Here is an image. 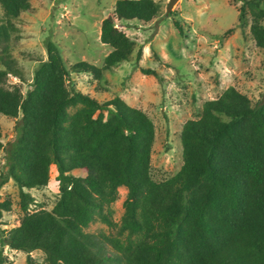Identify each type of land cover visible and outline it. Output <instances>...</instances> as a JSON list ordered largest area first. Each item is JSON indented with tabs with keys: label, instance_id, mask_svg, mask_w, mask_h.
I'll return each mask as SVG.
<instances>
[{
	"label": "trees",
	"instance_id": "1",
	"mask_svg": "<svg viewBox=\"0 0 264 264\" xmlns=\"http://www.w3.org/2000/svg\"><path fill=\"white\" fill-rule=\"evenodd\" d=\"M0 6V114L16 120L14 139L0 141L6 159L0 187L16 182L23 211L18 225L1 230V243L25 253L39 249L48 264H264V94L253 103L229 86L203 102L200 115L182 125L179 170L156 181L152 120L119 96L100 102L70 86L71 70L53 41H46L47 58L25 93L7 81L21 79L9 41L12 19L30 3ZM158 12L154 0H116L100 25L99 40L111 48L102 67L79 61L72 71L100 79L128 60L134 42L114 19L148 22ZM238 17L264 51V0H243ZM51 166L59 197L50 210L31 211L35 199L22 189L45 186ZM121 186L127 195L117 223L110 206ZM10 207L9 199L0 201V219ZM96 216L116 235L85 232ZM26 264H35L29 255Z\"/></svg>",
	"mask_w": 264,
	"mask_h": 264
},
{
	"label": "rangeland",
	"instance_id": "2",
	"mask_svg": "<svg viewBox=\"0 0 264 264\" xmlns=\"http://www.w3.org/2000/svg\"><path fill=\"white\" fill-rule=\"evenodd\" d=\"M159 6L156 17L148 22L119 21L134 42L128 60L104 70L100 79L91 73L72 71L71 66L87 61L102 67L111 48L99 40L100 25L113 12L116 0H29L30 9L12 19L9 46L21 79L8 76L25 93L33 80L38 62L47 58L46 41L59 48L71 70L69 85L103 102L119 96L130 106L141 109L155 128L151 150V176L165 180L182 164L180 132L183 123L200 115L203 102L215 99L229 86L246 94L254 103L264 94V51L255 46L249 22L239 24L243 0H154ZM0 17L3 9L0 6ZM180 25L179 28L175 25ZM230 29V30H229ZM140 67L154 69L157 75L143 74ZM15 119L0 114V141L6 144L15 137ZM5 150H0V173L5 170ZM56 170L50 168L45 186L23 187L35 201L30 210H50L59 197ZM19 186L10 178L0 187V201L9 199L10 210H3L1 230L19 224L23 211L19 205ZM127 188H118L111 204V218L119 223ZM85 232L112 237L115 229L98 216ZM3 264H26L29 255L35 264H48L39 249L25 253L1 243Z\"/></svg>",
	"mask_w": 264,
	"mask_h": 264
},
{
	"label": "water",
	"instance_id": "3",
	"mask_svg": "<svg viewBox=\"0 0 264 264\" xmlns=\"http://www.w3.org/2000/svg\"><path fill=\"white\" fill-rule=\"evenodd\" d=\"M175 0H170L168 7H167V13L170 11L171 7L173 6Z\"/></svg>",
	"mask_w": 264,
	"mask_h": 264
}]
</instances>
